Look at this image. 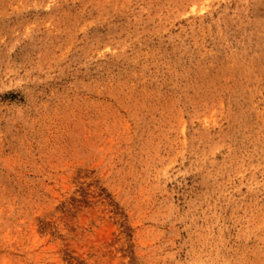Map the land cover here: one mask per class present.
I'll use <instances>...</instances> for the list:
<instances>
[{
	"label": "rangeland",
	"instance_id": "1",
	"mask_svg": "<svg viewBox=\"0 0 264 264\" xmlns=\"http://www.w3.org/2000/svg\"><path fill=\"white\" fill-rule=\"evenodd\" d=\"M0 264H264V0H0Z\"/></svg>",
	"mask_w": 264,
	"mask_h": 264
}]
</instances>
